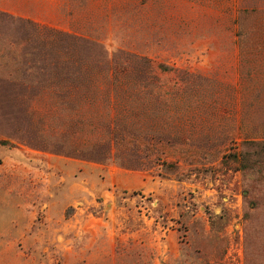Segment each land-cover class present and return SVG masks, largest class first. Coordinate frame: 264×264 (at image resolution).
Segmentation results:
<instances>
[{"label":"rangeland","instance_id":"1","mask_svg":"<svg viewBox=\"0 0 264 264\" xmlns=\"http://www.w3.org/2000/svg\"><path fill=\"white\" fill-rule=\"evenodd\" d=\"M0 264H264V0H0Z\"/></svg>","mask_w":264,"mask_h":264},{"label":"trees","instance_id":"2","mask_svg":"<svg viewBox=\"0 0 264 264\" xmlns=\"http://www.w3.org/2000/svg\"><path fill=\"white\" fill-rule=\"evenodd\" d=\"M156 67L162 72H168L169 70H171L168 66H166L162 63L156 64ZM243 167H245V166L243 165Z\"/></svg>","mask_w":264,"mask_h":264}]
</instances>
